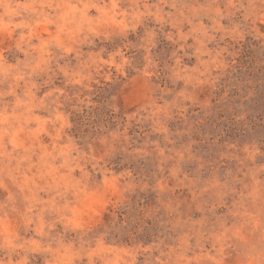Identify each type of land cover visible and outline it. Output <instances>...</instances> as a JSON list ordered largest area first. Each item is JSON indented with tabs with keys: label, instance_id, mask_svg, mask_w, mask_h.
<instances>
[{
	"label": "rangeland",
	"instance_id": "rangeland-1",
	"mask_svg": "<svg viewBox=\"0 0 264 264\" xmlns=\"http://www.w3.org/2000/svg\"><path fill=\"white\" fill-rule=\"evenodd\" d=\"M0 264H264V0H0Z\"/></svg>",
	"mask_w": 264,
	"mask_h": 264
}]
</instances>
